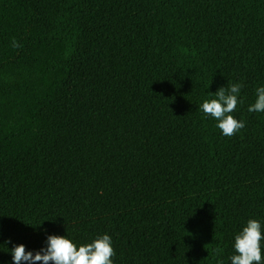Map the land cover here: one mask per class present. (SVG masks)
Instances as JSON below:
<instances>
[{"label": "trees", "instance_id": "obj_1", "mask_svg": "<svg viewBox=\"0 0 264 264\" xmlns=\"http://www.w3.org/2000/svg\"><path fill=\"white\" fill-rule=\"evenodd\" d=\"M233 83L228 137L200 105ZM260 86L264 0H0V264L105 233L113 264H231L264 232Z\"/></svg>", "mask_w": 264, "mask_h": 264}, {"label": "clouds", "instance_id": "obj_2", "mask_svg": "<svg viewBox=\"0 0 264 264\" xmlns=\"http://www.w3.org/2000/svg\"><path fill=\"white\" fill-rule=\"evenodd\" d=\"M12 47L20 44L13 38ZM242 85L233 83L229 87H220L214 98L205 99L200 108L205 116L217 121V127L223 135L231 137L245 127L232 113L236 110L238 95ZM249 112H264V86L256 88L255 102L248 107ZM262 241L264 232L257 219H249L246 226L235 236L234 249L237 254L231 256V264H261ZM219 252V250H217ZM14 264H113L116 255L112 238L107 233L98 235L88 243L77 246L72 239L64 235H49L47 247L36 251H27L24 244L11 249Z\"/></svg>", "mask_w": 264, "mask_h": 264}]
</instances>
